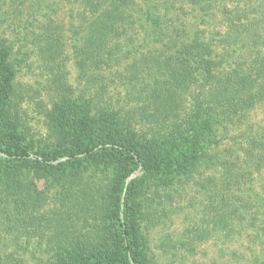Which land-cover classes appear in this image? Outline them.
Listing matches in <instances>:
<instances>
[{"label":"rangeland","instance_id":"obj_1","mask_svg":"<svg viewBox=\"0 0 264 264\" xmlns=\"http://www.w3.org/2000/svg\"><path fill=\"white\" fill-rule=\"evenodd\" d=\"M143 1L132 0L130 8H125L129 16L137 18L126 33L133 34L131 42L138 53L115 66L104 67L100 61L103 51L90 52L85 48L83 0H0V43L3 41L10 49L3 63L6 69L0 66V137L8 144H15V139L31 144L35 156L42 148H49L52 135L77 144L74 135L83 120L88 121V130L96 138L116 142L133 139L143 147L147 161L126 182L147 183L149 193L140 204L139 223L158 264H264V212L254 203L257 198L264 199V97L243 95L232 101L228 97L226 101L217 94L219 89L221 95L227 92L221 82L210 85L206 80L196 81L181 95L183 99L176 98L182 107L177 124L183 122V114L188 117L190 111L186 107L199 101L203 90L211 87L205 103L237 102L241 111L224 122L211 119L205 111L200 118H190L189 124L195 125L182 128L172 142L157 139L148 145L147 138L167 130L165 122L151 120L148 111L157 103L166 104L162 93L168 77L150 76L157 70H150L153 64L145 60L160 52L164 54L163 45L170 42L175 31L178 47L192 48L194 43L181 33L180 27L186 26L188 34L197 31V39L212 48L211 54L202 47L187 52L192 68L217 70L225 81L232 70V56H238L237 69L243 65L245 68L251 56L240 47L234 54L235 38L228 31L225 9L239 7L240 12H246L250 2L255 6L248 13L257 12L252 18L259 22L258 10L264 0H211L207 3L209 12L203 16L191 0H174L175 7L170 11L172 26L180 31L160 28L149 38L141 12ZM146 1L151 7L163 3ZM261 26L264 27L262 21ZM243 36L246 39L244 34L239 38ZM121 39L109 40L106 45H115L116 51L122 44H131L127 37ZM153 77L159 78V84L151 82ZM158 92L160 97L150 101ZM145 105L147 112L142 111ZM204 149L210 158L217 155L221 162L233 160L235 165L226 172L212 165H190L187 156ZM64 161L59 158L53 166H44V173H37L35 162L20 165L0 153V175L11 182L26 178L36 190V237L28 245L36 257L27 252L21 254L14 244L8 248L14 249L16 256L22 255L24 264H118L115 244L119 201L125 197L126 188L122 195L116 191L118 176L110 167L93 165L80 170ZM225 176L233 181L220 193L215 192V183ZM98 185L109 194V202L90 209H85V202L76 200L71 192L76 187L85 190ZM251 187L256 196L249 198L245 190H252ZM224 189L228 205L223 204L221 214L228 226L222 228L215 226L213 217L218 213L211 206L221 200ZM239 199L242 203L250 200V208L246 210L234 202ZM91 212L100 218L99 226L92 225ZM56 230L64 233L61 239L55 237ZM73 232L82 238L87 235L90 240L67 241L65 235ZM102 233L107 234L109 241H98ZM72 250L78 255L71 254L69 259L66 253Z\"/></svg>","mask_w":264,"mask_h":264},{"label":"trees","instance_id":"obj_2","mask_svg":"<svg viewBox=\"0 0 264 264\" xmlns=\"http://www.w3.org/2000/svg\"><path fill=\"white\" fill-rule=\"evenodd\" d=\"M83 1L84 10L82 12V17L85 23L84 31H86L87 39V47L85 48H87L88 51L90 50V52H94L95 49H98V52L102 50L103 52L101 54L103 58L100 61L104 63V67L111 65L115 66L121 61L138 53L131 42L133 34L126 33L127 28L132 27L137 21L135 16H129L125 12V8H130L132 0ZM191 1L202 16L208 14L209 7L207 3L211 0ZM162 2L161 6L154 5L151 7L147 4L146 0L143 1L141 12L145 17L143 23L147 27L148 32L146 31V33L148 38L153 34L159 33L158 31H160V28L162 30L167 27L176 28V30L179 29V31L181 28L182 35L186 37V40L189 39V41H192L194 46L189 50H187V45L178 47L180 41L175 40L177 36V31H175L172 32L170 38L167 36L170 42L163 45L164 54L160 52L156 56H150L145 59L147 62L149 61V63L153 64L150 66V70L160 71V73L157 71L151 72L149 74L150 76L161 74L166 78L168 77V80L164 82V93H162L163 98L167 101L166 104L157 103V105L149 111L146 105L142 108V111H148V116L151 120H158L160 123L163 120V123L165 122L163 126H167V128L165 127L167 130L162 131L160 135L147 138L146 144L148 145L155 144L157 139H162L163 143L172 142V140L177 139L174 137L179 134L182 128L195 125L194 123L189 124L191 121L190 118H200L205 111L211 119L217 122H224L225 119L232 120V117L237 114L240 105L237 104V102L231 103V101L241 98L243 95H250V97L256 95L261 99L264 97V27L261 26V21L262 25L264 23V5L258 10L260 13L259 15H261L258 16L259 22H256L252 18V15H257V12L254 14L248 13V9L255 6L250 2H248L249 4L247 5L246 12H240L239 7L225 9L227 20H229L228 31L230 36H232L233 39L235 38L233 43L234 54L238 50V47H240V50L243 48H245L246 51L248 50L251 56L250 60L248 59V64L245 63L246 67L244 68L243 65V67H239L240 69H237L238 65H236L235 62V57L238 56H232V67H229L232 70H229L230 72L226 80L222 81L217 70H202L199 69V67L197 68V66H193L192 68L191 65L193 62L190 63L188 61L189 58H187L186 53L190 51L194 52L195 49L202 47L206 54H211L212 48L210 44L197 39V31L188 34L189 31L186 30V26L178 27V29L177 27H173L172 13L170 11L175 7V1L162 0ZM201 15L199 16L200 23L203 21ZM242 34L245 35L246 39H244V36L239 38ZM123 37H127L131 44H122L121 49H117L116 51H114L115 45H106L109 40L123 39ZM158 37L159 36H154L155 39H158ZM55 39L58 38L55 37ZM145 40L147 41L149 39L145 38ZM240 40H242L243 43H241ZM237 42H240L241 45L237 46ZM77 46H79V44H77ZM9 54V46H6V44L1 41L0 66L2 65L1 67H4V69H6V66L3 65V63L6 61ZM213 63L215 62L211 61L210 64L215 68ZM142 70H145V67ZM158 79V77H153L151 82L159 84ZM203 80H206L210 85H218L221 82V84L226 87L227 92L221 95L223 93L219 89L217 94L220 95L221 98L225 97L226 101L228 97H230L231 101L227 103L218 102L216 104H207L204 101L207 92L212 90V87L208 90H203L199 96V101L186 107L190 111L188 117H186V114H183V122L177 124L178 121H180L178 117L181 116L182 107L179 104V100L176 98L183 99L181 95L186 93L191 85L195 84L196 81L202 83ZM158 88L159 87H157V89ZM215 91L216 90H213L212 92ZM159 92L152 95V97L149 98L150 101L158 99L160 97ZM7 93L10 94L11 90H8ZM239 111H241V109ZM87 125V120H83L77 125L74 135L77 144H71L61 135H52L49 148H42L43 150L38 152L37 156H35L31 144L24 143L21 139H15V144H8L5 142L6 140L0 137V153L5 155L8 160L20 165L27 163L33 164V162H35L34 171L37 173H44L46 170L44 166H53L54 161H58L59 158H65L64 162L76 166V168L80 170L93 165H103L112 168L118 176V182L115 185L116 191L122 195L126 188L125 197L122 199L121 196L119 201V234L117 237L118 242L116 241L115 244V248L117 249L115 262L118 264H158L152 252L149 238L141 229L139 223L140 204L149 193L147 183L139 180L129 183L126 182L133 173L146 164L147 158L143 152V147L139 146L133 139L116 142L105 138H96L88 130ZM207 152V149L198 150L188 155L186 159L190 165H212L217 168H223L224 172H226L227 169L231 170V166L235 165V161L233 160H231V162H221L218 160L217 155H212V158H210ZM185 169H187V166ZM4 178V175L1 174L0 187L2 188L0 189V204H4V206L1 207L0 205V248H2L0 249V264H24L22 255L16 256L14 249L10 250L8 246L14 244L16 248H19L18 250L21 251V254L27 252L33 255V258L36 257L35 251L28 250V245L32 238L36 237V190L32 188V186H34L32 182L25 180L26 178L18 179L16 182L9 181L8 177L6 179ZM239 178L240 177L236 180L238 181ZM232 181L233 180L229 177L227 178V176L224 178L221 177V181L218 179L215 183L216 188L214 191L217 192L218 190V193H220V189L228 187ZM77 188L78 187L71 191L72 195L75 196L76 200H81L85 203L90 202V205H85L84 203L83 207L85 209H90L97 204L109 202V194L100 189L99 185L96 186V188L93 187L85 190ZM251 188L252 190H245L246 196H249V198L251 195L256 196L255 190H253V187ZM236 191L240 192V189L237 188ZM223 192L221 200L211 206V210L218 213L213 217L215 226L222 228L228 226V220L221 214V211L224 209L223 204L228 205V203L224 201L228 199L225 197V189ZM234 202L246 207L244 208L246 210L250 208V200L242 203V200L239 199ZM254 203L260 206L262 212H264L263 198H257ZM73 204L75 205L74 202ZM226 209L228 210V207ZM231 210L234 211L235 209L232 208ZM204 212H207V209H204ZM90 221L93 226L95 224L99 226L97 221H100V218H98L95 213H92L90 215ZM3 229H5V233L2 232ZM93 230L97 229L94 228ZM63 235V232L55 231V237L58 239H61ZM65 236L67 241L69 240L73 243L90 240L89 236L86 235L82 238L80 235L75 234V232L68 233ZM101 240L109 241L107 234L102 233L98 241L102 242ZM63 254L64 253L61 254L62 257L64 256ZM71 254L76 257L78 252L75 250L69 251L66 253V257ZM65 261L68 262V260Z\"/></svg>","mask_w":264,"mask_h":264}]
</instances>
